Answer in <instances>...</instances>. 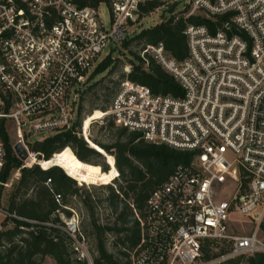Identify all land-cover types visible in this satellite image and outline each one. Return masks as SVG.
Masks as SVG:
<instances>
[{
	"label": "built area",
	"instance_id": "1",
	"mask_svg": "<svg viewBox=\"0 0 264 264\" xmlns=\"http://www.w3.org/2000/svg\"><path fill=\"white\" fill-rule=\"evenodd\" d=\"M79 1L0 0V119L13 121L14 145L20 142L28 152L22 167L32 166L37 156L29 146L33 133L72 129L78 114L72 95L88 82L106 47L133 35V27L146 18L142 7L157 1V9L169 10L179 2ZM178 6L174 13L189 8L187 17L215 20L229 14L213 32L206 24L189 23L184 31L189 50L182 60L162 43L143 49V57L150 54L175 76L183 96L155 94L125 78L104 112L148 142L193 153L150 193L144 215L137 214L141 238L130 251L131 264H245L264 253L258 229L231 232L234 215L258 226L264 221V0H190L181 10ZM79 133L88 140L84 125ZM5 162L0 136V169ZM19 177L18 169L4 186ZM227 181L235 186L232 198L217 200L218 186ZM56 199L60 202L61 194ZM71 210V217L63 216V228L74 257L95 264L79 214ZM0 215L24 219L2 204ZM207 244L223 250L205 259Z\"/></svg>",
	"mask_w": 264,
	"mask_h": 264
},
{
	"label": "trees",
	"instance_id": "2",
	"mask_svg": "<svg viewBox=\"0 0 264 264\" xmlns=\"http://www.w3.org/2000/svg\"><path fill=\"white\" fill-rule=\"evenodd\" d=\"M98 1L79 2L86 5ZM107 2L111 3V0ZM160 5L161 3L157 1L148 3L142 7L141 17H147ZM188 10L189 8H186L184 11L173 13L156 25L142 29L122 42L124 48L136 43L140 52L139 54L131 52L134 59L130 60V70L124 74L121 81L129 78L149 87L155 94L183 96L184 90L175 76L164 69L150 54L143 57L142 51L148 45L162 43L172 57L182 60L188 55L189 50L184 32L189 23L206 24L213 32L229 20V14L220 15L215 20L202 15L187 17L185 12ZM233 31L236 30H229ZM116 63L117 60L108 54L97 64L88 81L104 72H112L117 67ZM102 81L103 79L95 81L89 86V90H93ZM108 108L109 106L105 107L100 116ZM81 113L82 106L78 109L77 120L72 129L57 131L29 142L30 149L37 153L40 159L39 163L30 167H22L23 160L14 150L15 141L11 135L13 121L0 119V136L6 148V162L0 169V204L9 212L24 218L10 217L5 219L4 224L2 223L0 264H44L46 258H50L55 264H85L75 259L71 239L63 228L65 222L62 214L71 217L73 207L70 205L73 197L80 198L90 219L89 228H82L81 219L80 226L88 244V236L94 238L95 248L93 251L90 245L89 248L95 264H131L130 251L138 245L141 238L138 215L140 217L144 215L150 193L169 179L179 163H188L193 157L190 151L148 142L142 138L141 133L116 124L109 115L107 126L117 132L113 140L104 143L87 137L88 141L79 133L83 127ZM69 146L74 151L72 155L66 150ZM104 154L114 161L113 166L117 170L116 176L112 178L116 183L103 185L108 194L109 210L114 215L112 222L101 220L97 202L87 193L85 185L78 183V181L84 183L85 179L80 174L78 163L101 165L105 175L108 174L109 165ZM18 169L20 177L5 194L3 183L10 181ZM48 179H51L49 184ZM57 193L62 196L60 202L56 199ZM111 238L113 240L110 242ZM109 243L117 248V253L109 249ZM222 250L223 248L218 245L212 249L207 244L204 247V258L210 259ZM245 264H264V253L255 254Z\"/></svg>",
	"mask_w": 264,
	"mask_h": 264
},
{
	"label": "rangeland",
	"instance_id": "3",
	"mask_svg": "<svg viewBox=\"0 0 264 264\" xmlns=\"http://www.w3.org/2000/svg\"><path fill=\"white\" fill-rule=\"evenodd\" d=\"M189 1L190 0H179L180 3L178 6V10L183 9ZM101 11L105 23L108 24L110 20L109 8L107 6L102 7ZM169 15V10L166 8H160L155 10L146 18L142 19L136 26L133 27V34L141 31L142 29L156 25L162 19L168 17ZM131 52L139 54L140 49L136 43H133L127 48H124L123 44L120 42L110 44L103 50L100 60H103L108 54H110L112 59L117 60V67L112 72H104L103 74L97 75L92 80L82 84L79 87L80 90L78 91L77 95H72L71 97V100H73L71 106L73 107L74 112H78L79 107L82 106V113L80 115V119L82 121L81 124L84 125L86 135L87 137H89L90 140L98 139L104 143H110L113 140L114 135L117 134L116 130H113L107 126V120L109 119L108 116L106 115L107 117L103 116L101 118L100 115L102 110H104L105 107L107 108L109 106L110 100L115 92V89L117 88L121 79L124 77V74L128 72V68L130 69L131 67L130 60L134 59V56L131 55ZM96 66L97 64L91 69V73H93ZM102 79L103 81L100 82L97 87H95L93 90H89L90 85H92L95 81H101ZM51 133L52 131H44L36 134L33 133L30 136V142H33L37 139H42L45 136L50 135ZM11 135L12 139L15 141L16 134L13 124L11 126ZM81 135L83 134L81 133ZM66 150L70 155H72L74 152L70 146ZM35 157L38 158L37 156ZM105 157V161H107L106 163H108L109 165V172L107 175H105L106 173L102 171L101 165L86 162V164L82 165L81 167L84 169V171H86L87 176L84 179V183H80L79 181L78 183L80 185L84 184L85 188L87 189V193H89L97 202V211L101 220L103 222H112L114 220V215L109 210V201L107 200L108 194L103 185L116 183L114 182V180H112V178L116 176L117 170L113 166L114 161H112V159H110L108 156ZM30 163L31 165H34L38 163V161H30ZM117 177L119 178V176ZM16 180L17 178H15L9 186H5V194L11 189L12 184ZM234 191L235 186L233 185L232 181H227L226 183L220 184L218 186L217 200H230L234 194ZM70 206H72L73 209L78 212L81 219L82 228H89L88 223L90 219L88 217L87 210L82 204L80 198L73 197ZM62 216H64V214H62ZM233 218L234 221L231 225V232L233 234H250L258 229L260 237L264 239V221L261 223L260 226H258L257 222H252L241 215H234ZM0 220H2V223L4 224L5 219L3 218V215H0ZM88 240L90 248L93 251V249L95 248L94 238L92 236H88ZM112 240L113 238L110 239V242ZM108 246L111 251L117 253V248L113 247L111 243H109ZM44 264L55 263L50 258H46Z\"/></svg>",
	"mask_w": 264,
	"mask_h": 264
},
{
	"label": "water",
	"instance_id": "4",
	"mask_svg": "<svg viewBox=\"0 0 264 264\" xmlns=\"http://www.w3.org/2000/svg\"><path fill=\"white\" fill-rule=\"evenodd\" d=\"M179 2L173 4L170 9H169V13L172 14L174 13L176 7L178 6ZM14 150L16 152V154L19 156L20 159L24 160L28 157V152L26 150V148L24 147V145L20 142L16 143L14 145ZM105 156H107L106 154H104Z\"/></svg>",
	"mask_w": 264,
	"mask_h": 264
},
{
	"label": "bare ground",
	"instance_id": "5",
	"mask_svg": "<svg viewBox=\"0 0 264 264\" xmlns=\"http://www.w3.org/2000/svg\"><path fill=\"white\" fill-rule=\"evenodd\" d=\"M104 114H105V113L102 114L101 118L104 116ZM31 161H32V162H35V161H36V158H35V157H32V158H31ZM78 165H79V169H80V174H81V176H83V177L86 178L87 175H86V172L84 171V169L81 167L82 164L78 163ZM114 170H115V169H114Z\"/></svg>",
	"mask_w": 264,
	"mask_h": 264
}]
</instances>
